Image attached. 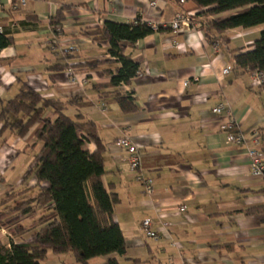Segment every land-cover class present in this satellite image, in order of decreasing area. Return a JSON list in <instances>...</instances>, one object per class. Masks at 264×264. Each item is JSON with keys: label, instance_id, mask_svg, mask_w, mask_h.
<instances>
[{"label": "crops", "instance_id": "crops-1", "mask_svg": "<svg viewBox=\"0 0 264 264\" xmlns=\"http://www.w3.org/2000/svg\"><path fill=\"white\" fill-rule=\"evenodd\" d=\"M63 5L68 8L55 30L51 18ZM206 9L192 0H0V31L14 38L0 52V110L28 84L46 98L66 101L78 96V105L68 107V114L97 126L105 166L102 179L118 196L113 218L126 237L127 252L87 264H106L114 257L122 264H264V177L253 173L248 155L249 148L264 155V88L254 86L252 73L237 70L233 59L238 51L253 48L264 25L212 29L208 39L209 20L242 9L211 16L203 13ZM187 12L193 13L192 29L174 32L169 23ZM138 17L164 30L133 46L123 44L125 53L140 64L131 82L119 87L136 106L126 112L113 90L103 88L120 64L109 55L108 41L88 33L106 21L128 23ZM55 37L59 44L54 48L50 42ZM69 46L75 50L60 52ZM94 61L100 65H85ZM226 66L231 67L229 74H223ZM186 81L191 83L186 86ZM220 102L231 106L239 129L249 138L245 145L231 143L221 129L226 110L213 112ZM55 116L52 109L44 112L45 118ZM41 128L42 123H36L23 138L10 130L0 135V185L6 183L8 167L28 162L14 187H29L31 196L38 192L37 180L28 171L43 145L36 139ZM123 136L143 154V174L154 179L152 194L130 171L126 149L116 144ZM86 148L95 152L98 145L88 140ZM254 209L257 212L249 213ZM42 211L48 212L43 208L35 214ZM145 218L152 219L160 239L146 237L141 227ZM41 227L34 226L35 236ZM52 257V264H83L72 252Z\"/></svg>", "mask_w": 264, "mask_h": 264}, {"label": "trees", "instance_id": "trees-1", "mask_svg": "<svg viewBox=\"0 0 264 264\" xmlns=\"http://www.w3.org/2000/svg\"><path fill=\"white\" fill-rule=\"evenodd\" d=\"M192 1L200 9L207 8L203 11L207 16L242 9L227 18L209 20L205 25V36L208 39H211L212 29L223 32L237 27L264 25V0ZM67 8L61 6L51 18L55 30L63 22V13ZM162 30L163 27L156 30L138 17L128 23L106 21L103 27L88 33L95 40L108 41L109 55L120 64L103 88L113 90L116 102L126 112L134 111L136 106L133 97L123 94L119 87L131 82L139 73L140 64L125 53L123 44L133 46L140 39ZM13 43L12 35L0 31V52ZM233 59L239 71L264 72V30L252 49L238 51ZM100 62L85 65L96 68ZM261 87L264 88V84ZM79 101L78 96L66 101L46 98L33 87L23 84L17 95L0 110V135L10 130L23 138L36 123L41 122L42 128L37 131L36 139L43 143L40 151L34 155L28 172V176L36 178L38 192L15 206L9 205L16 196L15 192H7L2 201L4 208L0 210V227L10 225L18 218L33 215L40 209L48 211L35 224L42 225L35 239L24 240L23 236L29 228L16 224L10 227L12 237L8 238V243L0 236V264H43L42 260L48 251L56 254L72 252L83 264L96 257L114 253L124 256L127 252L126 237L113 218L118 196L109 191L102 179L105 166L96 123L83 121L80 115L72 118L68 114V107L78 105ZM47 109L55 112V118L44 117ZM88 140L97 143L98 149L95 152L86 148ZM254 212L257 210L249 211ZM106 264L122 263L114 257Z\"/></svg>", "mask_w": 264, "mask_h": 264}, {"label": "built area", "instance_id": "built-area-1", "mask_svg": "<svg viewBox=\"0 0 264 264\" xmlns=\"http://www.w3.org/2000/svg\"><path fill=\"white\" fill-rule=\"evenodd\" d=\"M186 0H181V2H185ZM25 3V0H23ZM152 6H156L157 2H151ZM193 13H178L173 20L169 23V27L174 32H182L184 30L192 29V20ZM146 22V21H144ZM150 24L154 29H158L159 26L153 22H147ZM58 38H53L50 42L52 47L58 46ZM176 47L179 49L182 47L181 44H176ZM55 48V47H54ZM75 50V47H63L60 48V52L62 54H67ZM231 72V67L226 66L223 69V74H229ZM191 82L186 81L184 85H189ZM252 84L256 87H261L264 84V72L262 71H253L252 72ZM224 110H226L225 120L221 123L220 127L222 130L228 132V140L231 143L237 145H245L248 141V137L245 133H243L239 129V123L236 121L231 106L227 103L220 102L216 107H214L213 112L216 114H221ZM253 139L255 142H259L257 132L254 133ZM116 144L119 147L126 149L127 151V162L132 171L135 174V179L142 184L144 190L147 194H152L154 192V179L143 174V154L141 153L139 147L134 143V141L129 136H123L117 139ZM248 155L250 157V165L252 171L255 175L264 177V155L260 150L256 148H249ZM181 211H186V206L183 205L180 207ZM152 219L145 218L142 221L141 227L146 235V237L158 240L160 239L161 235L152 228ZM164 229L167 231V235H170L168 232L167 225L163 224ZM0 232L4 233L8 238L12 237L11 232L7 231L6 228L0 227ZM173 245H177L175 241L172 242Z\"/></svg>", "mask_w": 264, "mask_h": 264}, {"label": "rangeland", "instance_id": "rangeland-1", "mask_svg": "<svg viewBox=\"0 0 264 264\" xmlns=\"http://www.w3.org/2000/svg\"><path fill=\"white\" fill-rule=\"evenodd\" d=\"M25 161L23 160L22 163H24ZM31 165V164H30ZM9 168V167H8ZM8 168L5 170V176L6 177V183L3 182L2 185H0V210H2L4 208V205L2 203L4 196L7 192H11L14 191L16 196L9 202L10 206H15L16 204H18L19 202H21V200L31 196L32 194L30 192H28L29 190L32 189H28L25 187H14L15 181L17 179V177L21 178L23 177L28 169V162H26L24 165H19L16 169L13 168ZM29 172V171H28ZM6 188V189H5ZM4 189L7 191L6 193L3 194ZM20 192H23L20 194ZM47 212L46 211H42L39 214H33L30 216H24L22 218H18L16 220H14L12 223H10V225L7 226H2L4 228H6L7 231L11 232L10 227L13 228V226L16 225H22L26 228H29V231L26 233V235L23 237L24 240L27 241H31L33 239H35V231H34V226L35 224L39 221V219L44 216ZM0 236L3 238V241L5 243H8V237L0 232ZM58 254H56L57 256ZM52 256H55V253L51 252L49 253L48 257H45L42 262L43 264H52Z\"/></svg>", "mask_w": 264, "mask_h": 264}]
</instances>
